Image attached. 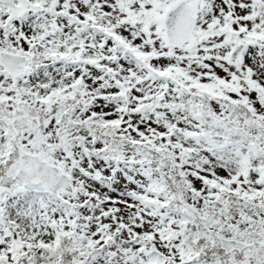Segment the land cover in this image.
<instances>
[{
    "label": "snow or ice",
    "instance_id": "obj_1",
    "mask_svg": "<svg viewBox=\"0 0 264 264\" xmlns=\"http://www.w3.org/2000/svg\"><path fill=\"white\" fill-rule=\"evenodd\" d=\"M0 264H264V0H0Z\"/></svg>",
    "mask_w": 264,
    "mask_h": 264
}]
</instances>
